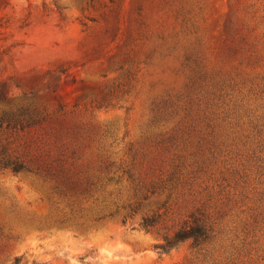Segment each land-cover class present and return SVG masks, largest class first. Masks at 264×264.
<instances>
[{"label":"rangeland","instance_id":"obj_1","mask_svg":"<svg viewBox=\"0 0 264 264\" xmlns=\"http://www.w3.org/2000/svg\"><path fill=\"white\" fill-rule=\"evenodd\" d=\"M0 163V264H264V0H0Z\"/></svg>","mask_w":264,"mask_h":264},{"label":"trees","instance_id":"obj_2","mask_svg":"<svg viewBox=\"0 0 264 264\" xmlns=\"http://www.w3.org/2000/svg\"><path fill=\"white\" fill-rule=\"evenodd\" d=\"M0 166H10L9 163H0ZM20 167H14V171H19ZM155 224V220L149 218H143L142 227L146 230L152 228ZM209 238V234L207 229L202 225H194L184 227L178 230L172 237L166 238L165 243L158 245L156 248L160 253H168L173 248H175L178 244L186 241L192 240L195 244H202ZM16 264H19V259H15Z\"/></svg>","mask_w":264,"mask_h":264}]
</instances>
